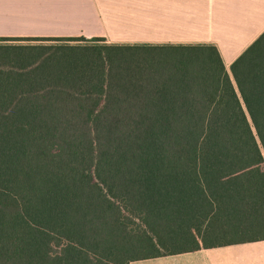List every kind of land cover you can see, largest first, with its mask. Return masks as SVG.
Listing matches in <instances>:
<instances>
[{"label": "trees", "instance_id": "trees-1", "mask_svg": "<svg viewBox=\"0 0 264 264\" xmlns=\"http://www.w3.org/2000/svg\"><path fill=\"white\" fill-rule=\"evenodd\" d=\"M260 239L264 30L229 71L211 43L0 37V264Z\"/></svg>", "mask_w": 264, "mask_h": 264}, {"label": "crops", "instance_id": "crops-1", "mask_svg": "<svg viewBox=\"0 0 264 264\" xmlns=\"http://www.w3.org/2000/svg\"><path fill=\"white\" fill-rule=\"evenodd\" d=\"M264 30V0H0V37L214 44L231 62ZM129 264H264V239Z\"/></svg>", "mask_w": 264, "mask_h": 264}, {"label": "rangeland", "instance_id": "rangeland-1", "mask_svg": "<svg viewBox=\"0 0 264 264\" xmlns=\"http://www.w3.org/2000/svg\"><path fill=\"white\" fill-rule=\"evenodd\" d=\"M8 42V41H7ZM46 43H49V42H46Z\"/></svg>", "mask_w": 264, "mask_h": 264}]
</instances>
